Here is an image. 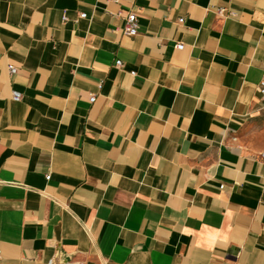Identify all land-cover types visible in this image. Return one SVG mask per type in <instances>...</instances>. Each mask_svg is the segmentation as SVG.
<instances>
[{
    "label": "crops",
    "instance_id": "obj_1",
    "mask_svg": "<svg viewBox=\"0 0 264 264\" xmlns=\"http://www.w3.org/2000/svg\"><path fill=\"white\" fill-rule=\"evenodd\" d=\"M262 80L264 0H0V264H264Z\"/></svg>",
    "mask_w": 264,
    "mask_h": 264
},
{
    "label": "built area",
    "instance_id": "obj_2",
    "mask_svg": "<svg viewBox=\"0 0 264 264\" xmlns=\"http://www.w3.org/2000/svg\"><path fill=\"white\" fill-rule=\"evenodd\" d=\"M116 1V0H114ZM80 17L84 18L85 17V14H80ZM123 32L125 35H128V36H135L138 32V21H137V16L134 12H129L126 16V19H125V26L123 28ZM182 45H177V49H182ZM115 66L117 67H121L122 66V63L121 61H116L115 62ZM17 72V69L14 67V66H9V73L10 75H13ZM132 75H134V73H131ZM257 91L258 93L260 94L261 96V102H262V105H261V109L264 110V80H262L258 86H257ZM21 98V94L18 93V92H13L12 93V99L14 101H19ZM95 100V96H91L90 98V102H94ZM262 158H264V154L261 155Z\"/></svg>",
    "mask_w": 264,
    "mask_h": 264
}]
</instances>
